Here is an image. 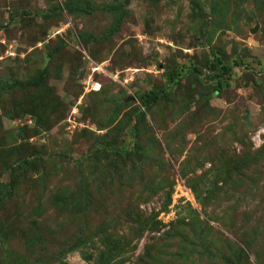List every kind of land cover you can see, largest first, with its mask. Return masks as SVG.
Wrapping results in <instances>:
<instances>
[{
    "label": "rangeland",
    "instance_id": "374dc122",
    "mask_svg": "<svg viewBox=\"0 0 264 264\" xmlns=\"http://www.w3.org/2000/svg\"><path fill=\"white\" fill-rule=\"evenodd\" d=\"M1 87L0 264H264V0H0Z\"/></svg>",
    "mask_w": 264,
    "mask_h": 264
},
{
    "label": "trees",
    "instance_id": "16d2710c",
    "mask_svg": "<svg viewBox=\"0 0 264 264\" xmlns=\"http://www.w3.org/2000/svg\"><path fill=\"white\" fill-rule=\"evenodd\" d=\"M153 2H157V0H152ZM114 9H112L110 12H114L113 11ZM90 11V6L87 5L86 6V11L85 12H89ZM107 11V10H106ZM108 12V11H107ZM219 60H217L215 63L212 64V70H216L218 67H219ZM222 69L224 70V73L225 74H230V69L226 68V67H222ZM218 78V77H217ZM40 79H36V80H33V81H30L26 84H23V86H35V85H39L40 84ZM2 84H4V86H7L9 87L10 85H8V83L6 82H2ZM218 85L221 87L222 86V83L220 81H218ZM4 92V89L1 87L0 88V98L2 96ZM158 99V95L157 93L154 91V92H149L147 94H145L144 96V102H143V105L144 106H149L152 102L156 101ZM3 190H4V193H6L7 195H11V188L8 187V186H3ZM88 197V195H87ZM85 245V243H82V245ZM75 250H78V248L76 246H73V247H69L67 249V252H72V251H75ZM82 254V257L86 260H89V258L87 256L86 253H81ZM108 259V258H107ZM105 263H107L108 261L107 260H103ZM232 264V263H231Z\"/></svg>",
    "mask_w": 264,
    "mask_h": 264
}]
</instances>
